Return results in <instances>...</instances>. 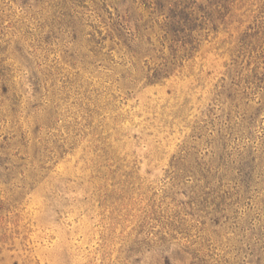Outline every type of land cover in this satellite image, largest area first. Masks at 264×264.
I'll return each mask as SVG.
<instances>
[{
    "label": "rangeland",
    "instance_id": "obj_1",
    "mask_svg": "<svg viewBox=\"0 0 264 264\" xmlns=\"http://www.w3.org/2000/svg\"><path fill=\"white\" fill-rule=\"evenodd\" d=\"M149 1L0 0V264H264V0Z\"/></svg>",
    "mask_w": 264,
    "mask_h": 264
},
{
    "label": "trees",
    "instance_id": "obj_2",
    "mask_svg": "<svg viewBox=\"0 0 264 264\" xmlns=\"http://www.w3.org/2000/svg\"><path fill=\"white\" fill-rule=\"evenodd\" d=\"M149 4L151 14L161 19L156 31L157 39L161 42L159 46L162 50L163 43H167L169 53V57H162V62L156 65L150 76H146L150 83L155 84L171 76L172 61L180 53L191 57L197 51L198 37L205 29V20L209 19L212 4L211 0H150Z\"/></svg>",
    "mask_w": 264,
    "mask_h": 264
}]
</instances>
